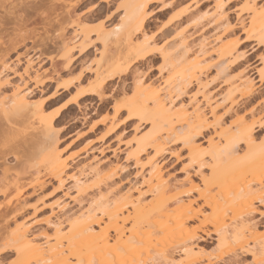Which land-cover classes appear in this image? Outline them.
Listing matches in <instances>:
<instances>
[{
  "label": "bare ground",
  "instance_id": "bare-ground-1",
  "mask_svg": "<svg viewBox=\"0 0 264 264\" xmlns=\"http://www.w3.org/2000/svg\"><path fill=\"white\" fill-rule=\"evenodd\" d=\"M46 1L49 0H39L38 5L43 6ZM62 1L63 3L55 9V20L61 33L59 42L54 43L55 46L59 45L61 63H52L53 73L71 74L81 68L74 81L57 86L60 92L78 89L76 96L65 104L62 108L64 109L69 103L80 106V101L89 102L93 97H97L100 103L104 102L110 82L121 80L136 64L146 63L153 57L152 44L155 38H151L147 33L152 18L159 13L173 10L185 0H173L165 5L164 0H127L122 6L124 19L112 32H107L104 25L92 30L85 22L88 20L85 18L86 12L84 15L76 13L83 4L93 3V0H78L71 5L66 0ZM206 1L208 0H193L189 7L175 10L157 36L166 38L168 35H174L160 57L164 65L161 73L181 66L175 80L168 79L159 85L154 82L146 84L144 75L138 71L134 72L135 87L132 97L127 100L124 97L123 101L116 102L113 114H108L89 130L96 134L101 131L100 127H105L101 133V139L106 145L101 150L102 154L113 151L108 140H122L127 128L132 126L134 134L125 144V162L133 161L135 168H138V177H141L142 182L140 186L134 187L136 192L132 193L133 189L125 194L113 192L112 180L124 169L123 164H112L109 169L104 170L98 167V161L96 165L90 163L68 176L69 162L62 160L60 152L52 149L44 160L48 170L45 178L56 180L58 187H62L68 177L67 179L74 183L76 191L73 201L81 204L86 200L89 207L66 218L70 230L66 248L61 246L64 235L62 225L65 223L48 219L46 222L54 226V231L52 234L47 231L41 233L39 237L44 239V243H40L38 237L30 235V229L25 223L16 225L6 233L2 230L9 243L0 248V256L14 252L15 264H145L141 260H132L130 248L141 252L149 247L151 239L157 238V241L164 245L162 259L158 264H197L203 257L191 241L198 236V232H203V224H190L199 219L204 208H209L211 217L206 219L205 224L215 225L214 231L218 233L219 246L223 248L234 243L235 248H231L228 254L234 253L236 257V252L240 251L253 257L255 262L264 263V232L255 231L250 218L261 213L255 204L264 203V146H254V127L246 124L244 119L236 123L233 132L224 128V121L218 112L219 104L215 105L213 97L208 93L210 81L207 76V70L214 66L220 76L224 77L225 83L228 84L227 93L223 95L224 100L226 97L232 99L235 92L242 98H255L247 76L239 77L238 81L233 82L229 80L228 71L232 67L240 66L246 59V54L239 53L242 43L254 41L257 46L264 48V12L258 4L261 0H243L242 5L237 6L236 15L243 26L242 34L245 36L240 43V39H231L237 33L225 10L228 3L234 4L233 1L240 0H214L213 9L202 13V4ZM102 2L106 3V0H101ZM159 3H162L161 7L150 11L153 5ZM99 8L97 3H93L87 8V13ZM116 16L111 14L107 16L106 21ZM245 16L249 19L247 25H244ZM210 18L219 24L218 29H222L220 35L211 39L201 33L198 43L194 42L197 44L193 45L195 38L188 36L186 30L191 26L196 28L203 25L202 21H209ZM2 27L0 23V43L5 46ZM94 36H97L96 39H93ZM112 36L116 48L108 50V42ZM95 40L104 44L103 61L98 62L95 67L86 66V60L82 59L95 48ZM9 44L15 46L12 42ZM8 47L6 49L10 51L12 47ZM261 59L264 73V55ZM32 65L33 61L28 60L24 73L19 74L23 85L13 86V93L8 97V102L0 101V109L5 113V118L12 116L16 123L24 125L23 132L20 130L14 133L18 136L16 138L11 137L13 133L9 131L12 139H20L21 134H26V138L21 135V139L30 137L25 143L30 142L32 146L43 149L57 142L56 128L61 110L51 117L45 112L46 101L39 105L30 103V95L36 90L43 92L46 87L40 74L32 75ZM0 66V88L11 86V82L3 79V74L12 71V66L5 60ZM87 74L94 75L89 87H77L85 80ZM31 82L34 83L33 90L29 88ZM192 83L196 84L197 91L190 95L189 102L185 103L181 96L187 93L186 90ZM33 121H36L37 128L41 129L40 134L29 132L35 129ZM145 125H149L150 129L140 133ZM208 126H212L215 132L208 140L211 148L209 165L204 161L197 140L203 136V130ZM222 137L224 143L220 142ZM175 138L188 150L189 162L185 168L196 166L197 172L201 173V183L193 182L187 177L184 182L171 184L165 177L158 157L170 152L166 147ZM242 145L247 146L248 151L239 157ZM92 148L93 145L89 143L85 150ZM148 151H152L153 155L144 160L143 157ZM225 161L231 165L236 163V169L225 174L222 169ZM207 167L210 171L208 176L202 172ZM42 177H39V174L31 177L29 185L35 188V192L37 187H44L47 183L43 182L45 180H42ZM19 182L16 181L12 185L18 195L15 201L2 203L5 204L6 213L11 212L9 216L12 214L8 217L5 213L6 219H14L26 208L22 202L26 204L28 201L24 197L27 185ZM4 185V189L0 187L1 195L8 194L12 187H9L8 183ZM213 186L218 188L216 194L212 193ZM193 193H197V197L190 199ZM23 197L22 201H18ZM199 201H202L201 205L198 204ZM2 204L0 203V208ZM63 204L58 203L57 208H60L64 216L68 210L67 205ZM59 219L61 220V217ZM103 223L105 227L96 229ZM147 228H151V232L145 231ZM3 233L0 234V240L4 237ZM87 240L91 243L90 248L80 244ZM170 241L176 242L174 245L181 248L183 260L174 261ZM208 264H213L212 259L208 260Z\"/></svg>",
  "mask_w": 264,
  "mask_h": 264
},
{
  "label": "rangeland",
  "instance_id": "rangeland-1",
  "mask_svg": "<svg viewBox=\"0 0 264 264\" xmlns=\"http://www.w3.org/2000/svg\"><path fill=\"white\" fill-rule=\"evenodd\" d=\"M38 1L39 0H0V23L3 26L2 39L4 37L3 41L7 44L2 46L0 43V65L2 61L5 60L13 68L12 71L3 74V79L8 80L12 85L0 88V101L5 100V102H8V97L13 93V86L23 85V82L20 81L19 74L24 73L28 60H32V75L34 76L36 73L40 74V78L46 87L43 92L36 90L31 94L29 98L30 103L39 105L43 101H46L44 107L45 112L47 116L51 117L61 110L56 128L58 136L55 145L43 149L32 146L33 144H30V142L25 143L30 137L27 139L21 138L26 134H21L22 136H19L20 139L17 138L15 140L18 136H15L14 133H17V131L20 132V130L23 132L24 127L22 126L24 125H19V122L16 123L17 121L12 116L9 117L10 119L8 117L5 118V113L0 109V187L2 186L1 189H4L6 186L4 185L5 183H8V186L11 187L16 181H20L19 184H24V186L27 185L25 187L26 196L24 197L28 200L25 202L26 204L22 202L23 207L26 208L17 214L14 219H12L13 217L6 219V215L10 217L12 214L9 216L11 212L6 213L5 204L2 203L12 200L15 201L18 195L13 186L14 189L11 187L8 194H0V203L2 204L0 208V232L3 233L2 230H5L6 233L8 230L14 229L16 225L25 223L30 229V235L38 237V241L44 243V239L39 237L41 233L47 231L52 234L54 231V226L48 225L46 221L48 219L57 223L61 221L65 223L62 225L64 228V235L61 243L64 249L69 244L70 237V230L66 218L68 219L71 217L70 215L83 211V209L86 210L89 207V202L86 200L81 204L73 201L76 191L74 183L70 179H67V175L70 176L76 173L78 169L90 163H93L92 165L94 166L98 161L100 162L98 167L104 170L109 169L112 164L115 165L119 163L124 165V169L119 171V174L112 180L114 187L113 192H122V194H125L129 192L130 189H133L132 193H135L134 187L140 186L142 179L138 177V168H135L133 161L125 162L127 154L125 144L134 134L132 126L127 128L122 140H117L116 138L108 140L107 142L111 143L113 151L102 154L101 150L105 148L106 145L105 141L101 139V133L104 131L105 127H100L101 131L96 134H93V132L89 130L92 125L99 123L108 114H113L116 102L123 101L124 97L126 98L125 100L132 97L135 87L134 72L138 71L144 75L146 84L154 82L156 85H159L163 84L164 81L168 79H171V81L175 80L176 73L181 66L171 71H162L161 73L164 65L160 57L161 52L165 50L167 44L173 40L174 35H168L166 38L157 36L160 35L163 26L168 22L169 17L174 14L175 10L189 7L193 0H185L178 4L173 10H168L166 13H159L152 18L150 25L147 27V33L151 38H155L152 44V49L154 51L153 57L146 63L141 62L136 64L132 71L123 76L121 80L116 79L110 82L106 89L104 102L100 103L97 97H93V100L89 102L84 100L80 101V106H77L78 104L69 103L64 109L62 108L65 104L71 102L76 96L78 89L73 88L70 91L60 92L57 86L74 81V79L79 76L81 68L79 67L71 74L62 72L60 75H57L53 73L52 65L60 62L61 56L59 45H54L55 42H59L58 37L61 33L58 23L55 20V9L56 6L61 5L63 1L49 0L46 1V4L43 6L38 5ZM66 1L71 5L78 0ZM126 1L127 0H106V3H108L106 4L103 2L101 3V0H93V3H97L100 6L98 10L88 14L87 8L93 3H85L76 10V13L84 15L86 12L87 15L85 18L88 20L85 22H87L92 30L99 29L104 25L107 32H112L115 26L121 24L124 19L122 6ZM172 1L173 0H164V5ZM242 1L243 0L233 1L234 4L228 3L225 7L228 19L232 25H234L233 29L237 33L235 36H232L231 39H240V43L243 42L245 36L242 34L243 26L240 25V20L238 21L236 8L242 5ZM258 4L261 6L260 1ZM161 6L162 3L153 5L150 11H155ZM213 7L214 0L204 2L201 9L202 13L212 10ZM164 8H166V6ZM111 14L117 16L110 21H106L107 16ZM244 18L246 20L244 25H247L249 19H247L246 16ZM202 22L203 25L196 28L191 26L186 30L188 36L191 35L195 38L192 41L193 45L198 43V37L201 36V33L213 39L214 36L220 35L222 31V29H218L219 26L217 25L219 24L214 22L211 18L209 21L203 20ZM71 32L72 31H70V33ZM96 37L97 36H94L93 39H96ZM114 41V37L112 36L108 42V50L116 48ZM10 42L15 46L12 47V44H9ZM7 47H12V49L10 48L9 51L6 49ZM4 49L6 50L4 51ZM104 50V44L95 40V48L91 49L82 60H86V66L90 65L95 67L98 62L100 63L103 61ZM239 53L246 54V59L242 61L240 66L232 67L231 70L228 71L229 80L236 82L239 80V77L246 75L248 80L251 81L250 86L252 87L255 98H242L239 93L235 92L232 99L226 97L224 100L223 95L227 93L228 84L225 83L224 77L220 76L214 66H211V68L207 70V76L210 81L208 93L214 100L216 98L215 101L213 100L214 104H219L218 112L224 121V128H228L233 132L236 123L244 119L246 124L254 127L256 136L254 146L256 148H261L264 146V73H262L263 64L261 59L264 55V48L257 46L254 41H249L240 45ZM79 64L80 63H78V66ZM15 71L17 74H15ZM93 78V74H87L85 80L81 84H78L77 87H89ZM33 87L34 83L31 82L29 84L30 90H33ZM196 91L197 86L195 83H192V85L187 88V93L181 96L183 97L182 101L188 103L190 95ZM56 92L57 94H55ZM203 107L207 108L205 106ZM205 110L208 111V109ZM236 110H238L237 113ZM35 122L33 121L35 129L29 130V132L34 135L41 133V129L37 128L38 124ZM149 129L150 126L145 125L140 130V133H145ZM9 131L13 133L12 136L9 135ZM214 134L215 132L212 126H208L203 130V136L197 139L201 146L204 161L208 165L210 163L211 152L208 140ZM10 136H14L15 138L12 139ZM24 138H26V136ZM221 139L220 142L224 143V137ZM89 143L93 145V148L86 151V146ZM222 145L223 144H221V146ZM166 148L167 151L173 153H163L158 157V162L162 165L167 180L170 181L171 184H179V182H184L187 177H190L193 182L201 183V173L197 172L198 168L196 166H186L185 168V165L189 162L188 150L183 147L182 143L175 138ZM52 149L60 152L62 160H66L70 164L67 175L64 176V178L67 177L66 181L62 187H58L59 184L56 180L45 178L48 170L44 160ZM247 151L248 147L242 145L238 156L242 157ZM152 155L153 152L148 151L143 159L146 160L148 156ZM222 169L225 174H229L233 169H236V163L231 165L230 162L225 161ZM202 172L207 176L210 174L208 167L203 169ZM35 174H39V177L43 176L42 178L44 179L42 180H45L43 182H47L44 187H37L36 192L33 190L35 188L29 185L31 177ZM187 186H189V184ZM212 190L214 191L212 193L216 194L218 188L213 186ZM24 197L20 198V200L18 199V201H22ZM195 197H197V193H193L189 198L194 199ZM58 203L67 205L68 212L64 216V213L59 210L60 208H57ZM198 204L201 205L202 201H199ZM255 207L260 210L261 213L254 214L250 217L251 225L255 227V231L262 233L264 232V214H262L264 212V203H256ZM60 217L61 220L59 219ZM209 217H211L210 209L204 208L203 214L200 215L199 219L192 221L190 224L192 226L203 224V232H198V236L191 241L196 251L203 257L197 264H208V260L210 259H212L213 264H264L255 262L253 257L240 251L236 252V257L234 253L228 254L227 252L231 248H235V244L230 243L228 247L223 248L219 246L218 233L214 231L215 225L205 224L206 219ZM103 227H105V223L100 227H96V229H101ZM145 231L151 232V228H147ZM5 236L6 235L0 240V248L9 243ZM88 241L89 240L85 243L80 242V244L83 246L85 244V247L90 248L91 243ZM169 243L172 245L171 252H173L174 261L179 262L183 260L184 254L181 253V248L174 245L176 242L170 241ZM163 248V243L158 242L157 238L151 239L149 247L141 252L135 251L133 247L130 248L132 251V260H141V262L145 264H158L162 259ZM15 259L16 254L10 251L0 256V264H10L15 261Z\"/></svg>",
  "mask_w": 264,
  "mask_h": 264
},
{
  "label": "snow or ice",
  "instance_id": "snow-or-ice-1",
  "mask_svg": "<svg viewBox=\"0 0 264 264\" xmlns=\"http://www.w3.org/2000/svg\"><path fill=\"white\" fill-rule=\"evenodd\" d=\"M261 11L264 12V0H261ZM15 264V262H13Z\"/></svg>",
  "mask_w": 264,
  "mask_h": 264
}]
</instances>
